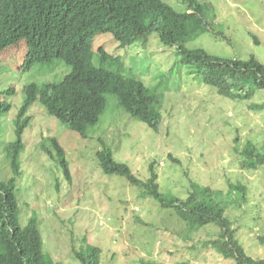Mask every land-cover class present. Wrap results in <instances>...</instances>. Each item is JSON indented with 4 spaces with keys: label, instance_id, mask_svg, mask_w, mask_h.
<instances>
[{
    "label": "rangeland",
    "instance_id": "1",
    "mask_svg": "<svg viewBox=\"0 0 264 264\" xmlns=\"http://www.w3.org/2000/svg\"><path fill=\"white\" fill-rule=\"evenodd\" d=\"M163 1L178 13L188 9L184 0ZM202 1L215 22L212 31L190 41L187 48L204 49L223 59L255 56L264 65V0ZM100 47L122 58L123 67L110 70L142 81L158 95L159 130L133 119L114 95L106 96L99 123L88 129L86 138L35 103L27 114L31 122L18 158L21 227L37 218L43 251L54 264H81L74 250L87 244L101 248L100 264H235L204 246L218 237L219 228L210 225L191 233L173 210L161 208L143 194V188L122 176L104 174L97 153L109 148L114 160L127 164L143 182L150 178L155 163L164 195L184 200L197 188L211 187L228 196L230 183L244 185V201L232 205L235 197H226L231 203L227 216L247 253L264 259V166L242 168L240 163L249 143L264 155V111L251 109L264 105V90L250 101L220 96L181 63L177 48L165 46L158 33L125 46L109 33L97 35L93 62L104 68ZM25 54V40L0 51V104L11 106L8 113H0V181L14 175L2 143L16 139L14 122L25 89L33 83H59L72 71L61 59L36 62L25 69ZM49 138L57 139L66 152L70 181L42 148Z\"/></svg>",
    "mask_w": 264,
    "mask_h": 264
},
{
    "label": "trees",
    "instance_id": "2",
    "mask_svg": "<svg viewBox=\"0 0 264 264\" xmlns=\"http://www.w3.org/2000/svg\"><path fill=\"white\" fill-rule=\"evenodd\" d=\"M184 3L187 11L178 13L163 0H0V50L25 40V69L36 62L54 59H62L72 67L71 73L59 83H33L25 89V100L14 122L16 139L2 143L16 176L20 170L18 158L24 149L23 135L31 122L27 114L37 102L83 138L87 137L89 128L99 123L107 95L116 96L119 106L133 119L159 130L162 114L158 95L142 81L110 70L113 66L121 69L122 58L100 47V62L106 66L94 64L93 44L99 34L109 33L125 46L158 33L165 46L177 48L181 63L193 69L200 82L215 88L222 97L250 101L257 91L264 90V65L255 56L247 60L223 59L204 49L187 48L190 41L212 31L215 21L202 0H184ZM212 10L214 15L213 7ZM216 36L226 39L221 33ZM251 109L264 111V105H252ZM10 110L9 104H0L1 114ZM48 140L49 148L43 143V150L61 166L70 181L65 150L57 139ZM97 157L104 174L122 176L131 185L143 188V194L156 200L161 208L173 210L189 232L210 225L219 228L218 237L206 241L204 246L235 264H264V259L247 253L237 237L238 229L227 216L231 203L226 197H235L232 205L244 201V185L230 183L228 196L211 187H200L183 200L161 192L155 163L150 167V178L143 182L127 164L116 162L109 148L98 152ZM169 158L179 163L172 155ZM240 163L242 168L257 169L264 166V155L249 143L241 152ZM16 192V177L0 181V264H54L43 251L37 218H31L27 226L21 227ZM101 254V248L91 244L74 250L81 264H100Z\"/></svg>",
    "mask_w": 264,
    "mask_h": 264
},
{
    "label": "clouds",
    "instance_id": "3",
    "mask_svg": "<svg viewBox=\"0 0 264 264\" xmlns=\"http://www.w3.org/2000/svg\"><path fill=\"white\" fill-rule=\"evenodd\" d=\"M16 45V44H15ZM14 46V45H13ZM24 62V61H23ZM24 66V65H23ZM54 84V83H53ZM11 93H12V91H11ZM15 93V92H14ZM57 119V118H56ZM12 167V166H11ZM13 170V169H12ZM13 174H14V172H13ZM13 177H16V179H17V182H18V176H16L15 174L13 175ZM12 177V178H13ZM11 179V178H10ZM17 191H18V189H17Z\"/></svg>",
    "mask_w": 264,
    "mask_h": 264
},
{
    "label": "bare ground",
    "instance_id": "4",
    "mask_svg": "<svg viewBox=\"0 0 264 264\" xmlns=\"http://www.w3.org/2000/svg\"><path fill=\"white\" fill-rule=\"evenodd\" d=\"M1 51V50H0ZM62 60V59H61ZM64 61V60H63Z\"/></svg>",
    "mask_w": 264,
    "mask_h": 264
}]
</instances>
